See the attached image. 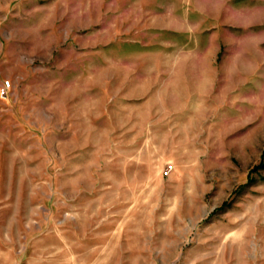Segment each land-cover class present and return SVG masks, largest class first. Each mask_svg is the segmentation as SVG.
<instances>
[{"label":"rangeland","instance_id":"374dc122","mask_svg":"<svg viewBox=\"0 0 264 264\" xmlns=\"http://www.w3.org/2000/svg\"><path fill=\"white\" fill-rule=\"evenodd\" d=\"M0 264H264V0H0Z\"/></svg>","mask_w":264,"mask_h":264},{"label":"built area","instance_id":"2783aa9c","mask_svg":"<svg viewBox=\"0 0 264 264\" xmlns=\"http://www.w3.org/2000/svg\"><path fill=\"white\" fill-rule=\"evenodd\" d=\"M9 87V82H7V84H5V86L2 87V94H4L6 92V89ZM172 166H168V168L166 169L167 172H169L171 170Z\"/></svg>","mask_w":264,"mask_h":264}]
</instances>
